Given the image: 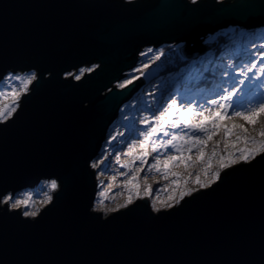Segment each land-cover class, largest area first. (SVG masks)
Masks as SVG:
<instances>
[{
  "label": "water",
  "instance_id": "95a60500",
  "mask_svg": "<svg viewBox=\"0 0 264 264\" xmlns=\"http://www.w3.org/2000/svg\"><path fill=\"white\" fill-rule=\"evenodd\" d=\"M261 17L264 0H0V76L30 64L59 69L103 63L82 83L50 80L44 73L47 82L35 86L20 117L0 132V163L12 176L6 183L58 172L68 155H98L118 111L145 84L141 77L127 89L115 87L145 47L182 43L192 59L214 44L203 43L205 36L229 26L257 28ZM262 181L260 165L239 167L214 191L175 212L152 213L146 198L100 224L81 211L97 193L95 175L85 177L71 209L60 201L34 225L4 218L0 264L252 261L261 238Z\"/></svg>",
  "mask_w": 264,
  "mask_h": 264
},
{
  "label": "snow or ice",
  "instance_id": "6c2138e0",
  "mask_svg": "<svg viewBox=\"0 0 264 264\" xmlns=\"http://www.w3.org/2000/svg\"><path fill=\"white\" fill-rule=\"evenodd\" d=\"M190 2L192 5L198 4V0ZM239 27L244 29L241 51L220 50L219 63L213 65L201 61L203 67L193 65L194 70L184 75L183 79L160 77L159 67L166 56L165 49L149 48L147 52H141V56L155 54L148 63L133 69L137 75L118 80L115 87L127 89L142 77L147 81L149 90L145 95L142 88L133 102L120 108L119 119L115 122L119 128L109 133L105 147L98 155H68L58 172H42L24 183L15 184L6 183L12 176L0 163V244L8 229L4 218H15L16 223L21 225H34L60 201L71 209L85 177L95 175L96 183L102 185L104 181L100 177L104 176L110 156L118 152V146L126 145L127 151L117 154L116 162L121 169L130 172V175L120 173L121 176L128 175L122 183L126 193L124 199L113 207L102 201H89L81 209L83 215L100 224L110 223L114 218L113 213L130 211L138 201H146L150 197L154 191L152 184L139 183L145 168L149 172L154 169L165 179L173 177L170 186L165 189L169 193L167 197L151 201V211L157 214L175 212L189 199L214 191L239 167L254 169L260 165L264 170V33L257 42L246 35L249 25ZM260 28H264V17H261L255 30ZM168 52L176 53V49H169ZM178 55L183 60L188 53L181 48ZM102 66V62H97L85 67L71 64L57 69L30 64L19 71L16 68L6 69L0 78L9 81L10 90L0 91V101H3L0 102V132L20 117L24 111V101L35 86L42 81L47 82L45 72L50 80L82 83L88 74H95ZM153 68L158 70L153 72ZM61 72L64 74L62 81ZM157 79L158 82L153 85L152 81ZM13 81L16 83L12 84ZM112 91L108 89V93ZM188 92L194 94L188 95ZM90 106L91 101L81 110L87 112ZM233 117H239L243 122H237ZM246 125L252 127L253 133H249ZM218 134L223 142L222 148L221 141L214 139ZM122 156L128 159L122 161ZM177 166H192L193 171L181 179V174L173 171ZM116 179L112 177L113 181ZM261 193L262 225L258 257L242 264H264V181ZM105 195V192L99 193L101 197ZM36 196L40 197L38 202L34 199ZM100 213H103V218Z\"/></svg>",
  "mask_w": 264,
  "mask_h": 264
},
{
  "label": "rangeland",
  "instance_id": "374dc122",
  "mask_svg": "<svg viewBox=\"0 0 264 264\" xmlns=\"http://www.w3.org/2000/svg\"><path fill=\"white\" fill-rule=\"evenodd\" d=\"M231 28H233V27L232 26L226 27L224 29H220V30L216 31L213 34L207 35V36H205L203 38L202 42L203 43H212V42H214L216 40V38H218V35L221 32H229V31H231ZM255 29L256 28L249 29L252 32L246 33V35L249 38L256 39L257 42H259L258 37L262 33H264V28H260L258 31L255 30ZM227 38H228V40L222 44V47L220 48V50H225V51L231 50V51H234V52H239V51L242 50L243 41L241 39V35L237 39L234 36H232V35H229ZM214 45H215V42H214L213 45L210 46V48L207 51H205L202 54L197 55L195 58H192L193 62L199 61V63H200L201 61H203L205 64H213V65L216 64V63H219L220 50H218L217 52H211L210 51L213 48ZM182 46H183L182 43L181 44H173V48L177 49V50H180V47H182ZM161 47L162 46H160L158 48L145 47L141 52H147V50L149 48L160 49ZM154 54H155V52L149 53L148 56L139 55L138 65L135 66L134 69L140 68L143 63H148V61L151 59V57ZM201 65L203 66V64H201ZM193 70L194 69L191 68L185 74L179 73L177 75H167V76H162V77L168 78V77H171V76H175V77H177L179 79H183L184 75H187L188 73L192 72ZM153 72H156L155 68H153ZM127 73L130 74V77L125 78V79H130L132 74L133 75L136 74V73L133 72V69L131 71L127 72ZM158 79L157 80H153L152 84L153 85L156 84L158 82ZM15 83L16 82H14V81L12 82V84H15ZM142 88L145 90L144 94L146 95L147 91L149 90V85H148L147 81H146L145 85ZM141 89H140V91H141ZM7 90H10L9 81H7L5 79H2V81L0 82V91H7ZM140 91H138L134 95V97L139 95ZM187 94L188 95H193L194 93L188 92ZM133 98L130 99L126 104H129V103L133 102ZM0 102H3V101H0ZM140 115L142 116L143 113H140ZM119 116L120 115H118L116 121L119 119ZM232 119L236 120L237 122H241V123L243 122V121L240 120L239 117H233ZM115 122L111 126V128L109 129L108 135H109L110 132H113L117 128H119V125L117 123H115ZM246 127H248L249 133H253V129H252L251 126H247L246 125ZM258 127H259V125H257V128ZM119 130L123 131L122 128H120ZM108 135L106 137V140L108 138ZM161 138L163 139V137H161ZM214 139L221 141L220 142V147L222 148L223 147V142H222L221 137L219 136V134ZM104 147H105V142H104V145L101 148L100 152L104 149ZM118 149L119 150H118V152L116 154L110 156V158H109L110 163H108L106 165L105 169H104V176L100 177V179L102 181H104V183L102 185H98L97 184L98 190H97V193H96L95 202L102 201L105 205H107L109 207H113L115 205V203H117V202H122V200L124 199V196L126 195V193L124 192V189L122 187V183H123V180L128 178V175L121 176L120 173L121 172H127L130 175L129 170L121 169L119 167V164L116 162V155L120 154L121 152H126L127 151V146L126 145L118 146ZM121 159H122V161H126L128 159V157L122 156ZM149 162L150 163L152 162L151 158H150ZM136 166L140 167L139 164H137ZM173 171L179 172L181 174V179H182L184 176H188L189 173L193 171V167L190 166L188 168H184L183 166H177V167L173 168ZM113 176L117 177V179L115 181L112 180ZM171 179H173V177L169 176L168 179H165L161 173L156 172L154 169L151 172H149L147 170V168H145L144 173L139 178V183L143 185L145 182H147L149 184H152V186H153L154 191H152V193H151V195L149 197L150 206H151L152 199H161L162 200V199H165L167 197V195L169 193L165 189L170 186ZM154 181L156 183H154ZM28 190H30V189H28ZM100 192H105L106 195L101 197V196H99ZM34 199L38 202L40 197L36 196V197H34Z\"/></svg>",
  "mask_w": 264,
  "mask_h": 264
},
{
  "label": "trees",
  "instance_id": "16d2710c",
  "mask_svg": "<svg viewBox=\"0 0 264 264\" xmlns=\"http://www.w3.org/2000/svg\"><path fill=\"white\" fill-rule=\"evenodd\" d=\"M244 32V29L238 28V27H233L231 28V31L229 32H221L218 35V38L215 40V45L213 48L210 50L211 52H217L220 50L222 47V44L228 40V36L232 35L236 39L241 35V33ZM252 32L249 30L247 33ZM161 48L165 49L166 56L162 58L163 63L160 64L159 67V74L160 76H167V75H177L179 73L185 74L187 71H189L191 68H193V65L195 67H203L199 61L193 62V59H181L180 55H178L179 50L176 49V53H169V49H174L173 45H164ZM160 48V49H161ZM160 62H158L159 64ZM157 71L158 69L155 68ZM133 75V74H132ZM137 75V73L135 74ZM209 79L211 78L210 75L208 77ZM203 87V85L201 86ZM194 93V92H191Z\"/></svg>",
  "mask_w": 264,
  "mask_h": 264
},
{
  "label": "bare ground",
  "instance_id": "6f19581e",
  "mask_svg": "<svg viewBox=\"0 0 264 264\" xmlns=\"http://www.w3.org/2000/svg\"><path fill=\"white\" fill-rule=\"evenodd\" d=\"M229 27H230V26H229ZM236 27H238V26H236ZM238 28H240V27H238ZM222 29H224V28H222ZM157 48H158V47H157ZM138 61H139V60H138ZM128 77H130V74H129L126 78H128ZM145 83H146V81H145ZM144 85H145V84H144ZM144 85H143V86H144ZM141 88H142V87H141ZM141 88H140V89H141ZM139 91H140V90H139ZM137 92H138V91H137ZM125 104H126V103H125ZM125 104H124V105H125ZM124 105H123V106H124ZM123 106H122V107H123ZM118 115H120V111H118ZM117 117H118V116H117ZM116 119H117V118H116ZM115 121H116V120H115ZM115 121H114V122H115ZM114 122L112 123V125L114 124ZM112 125H111V126H112ZM111 126L109 127V129L111 128ZM109 129H108V131H107L106 137H107V135H108ZM105 140H106V138H105ZM104 142H105V141H104ZM104 142H103V144H102V147H103V145H104ZM148 200H150L149 197H148ZM94 202H95V201H94Z\"/></svg>",
  "mask_w": 264,
  "mask_h": 264
},
{
  "label": "built area",
  "instance_id": "2783aa9c",
  "mask_svg": "<svg viewBox=\"0 0 264 264\" xmlns=\"http://www.w3.org/2000/svg\"><path fill=\"white\" fill-rule=\"evenodd\" d=\"M100 153V152H99ZM97 190H98V188H97ZM96 199V198H95Z\"/></svg>",
  "mask_w": 264,
  "mask_h": 264
}]
</instances>
